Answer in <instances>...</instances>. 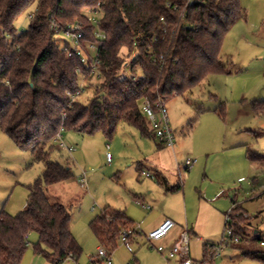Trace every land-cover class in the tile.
Masks as SVG:
<instances>
[{
	"label": "trees",
	"instance_id": "1",
	"mask_svg": "<svg viewBox=\"0 0 264 264\" xmlns=\"http://www.w3.org/2000/svg\"><path fill=\"white\" fill-rule=\"evenodd\" d=\"M33 5L29 28L18 32V17ZM88 13L99 15V23L89 21ZM245 17L240 0H197L192 5L188 0H0V130L44 164L42 176L29 188L25 209L0 211V264H21L31 232L38 234L34 251L50 264L78 259L82 253L68 207L48 195L49 187L73 177L69 163L50 156L61 128L111 137L124 122L165 147L150 129L143 100L161 97L168 102L210 74L234 73L221 51L227 33ZM77 21L86 23L84 39L99 43V78L88 75L80 56H68L57 36V28ZM96 29L105 34L103 39ZM82 74L95 85L93 95L69 106V93L79 88ZM252 104L264 113V101ZM249 156L261 157L250 149ZM160 182L168 190L181 188L162 178ZM241 211L238 205L233 209V221L243 220ZM90 227L99 244L110 250L123 233L131 231L129 241L140 235L135 221L120 209L103 210ZM234 229L244 234L242 225L235 223ZM211 248L216 246L206 243L202 264L212 262ZM243 254L264 264V250L243 248Z\"/></svg>",
	"mask_w": 264,
	"mask_h": 264
},
{
	"label": "rangeland",
	"instance_id": "2",
	"mask_svg": "<svg viewBox=\"0 0 264 264\" xmlns=\"http://www.w3.org/2000/svg\"><path fill=\"white\" fill-rule=\"evenodd\" d=\"M240 2L246 17L227 33L221 51L226 66L234 73L210 74L192 91L166 103L175 135L174 149L158 146L156 139L124 122L111 137L101 131L86 134L65 129L63 140L72 150L61 148L58 140L52 141L51 158L69 163L73 177L49 187L48 195L52 202L68 207L72 232L82 247L77 260L63 264H108L88 257L89 253L96 255L102 246L90 221L105 209L126 211L140 232L127 243L120 239L114 250L105 247L114 264H168L156 247H168L180 232V225L186 223L191 230L190 256L195 261L204 260L209 243L219 253L212 257L211 248L212 262L208 264H262L244 255L243 248L264 250L258 240L264 239V113H257L252 104L264 101V0ZM35 8L31 6L18 17V32L29 28ZM87 16L94 24L99 20L95 13ZM57 36L60 42L64 39L61 33ZM87 84L81 98L85 102L95 87L89 80ZM249 149L261 157L250 158ZM108 152L111 161L107 160ZM188 159L196 160L191 170L185 167ZM43 170L42 162L35 161L30 151L21 149L0 130V211L16 214L23 210L29 188ZM142 170L151 176H144ZM157 170L167 176L169 186L179 182L181 188L166 190L159 184ZM83 175L84 185L79 180ZM234 198L249 208L248 212L239 205L243 220L238 222L244 234L238 244L224 240L226 214ZM142 203L152 209L145 211ZM161 218L164 220L160 224L166 219L179 224L153 245L147 235L159 226L152 227ZM37 239L36 232L29 234L30 247L21 264H50L34 254ZM172 263L179 264L178 257Z\"/></svg>",
	"mask_w": 264,
	"mask_h": 264
},
{
	"label": "built area",
	"instance_id": "3",
	"mask_svg": "<svg viewBox=\"0 0 264 264\" xmlns=\"http://www.w3.org/2000/svg\"><path fill=\"white\" fill-rule=\"evenodd\" d=\"M197 0H188V4L192 5ZM89 21H94L91 17L88 18ZM94 23V22H93ZM95 23H99V21H95ZM86 23L84 21H77L71 25H69L66 29L57 28L58 34L61 33L64 35V39L61 40L63 48L67 52L68 56H80L82 61L88 65L89 76H93L96 78L101 77V60L99 58V43L88 41L85 38L86 36ZM99 38L103 39L105 34L102 33L99 29H96L94 32ZM156 40V39H155ZM92 50L96 51L95 54H92ZM92 61H89V60ZM156 61H159L158 58H155ZM80 81L79 88L73 92L69 93V106H72L74 102L80 101L83 95L87 90V78L84 74ZM2 80L0 79V82ZM166 101L163 98H158L155 101L150 100V98H145L142 102L141 108L143 113L149 120L150 129L156 134L158 140L165 145V147H174L175 144V135L170 127V119L168 114V109L166 106ZM63 118H66V112L63 113ZM63 131L64 128H61L58 133L56 140L59 141V145L61 148H68L72 150L73 148L69 146L63 140ZM107 160L111 161V153H107ZM196 160L188 159L186 161V169L191 170L195 164ZM144 176H151L148 171H142ZM154 178V176H152ZM82 185L86 183L85 176H81L79 178ZM237 206L236 202H233V206L230 211L226 214V232L225 239L231 243H239L241 242L242 236L238 235L235 232L234 225L238 223V220L232 219L233 209ZM176 226L175 221L172 219H166L162 224H160L157 228L152 230L148 235V240L153 244L155 242L161 241L165 238L172 229ZM130 230L123 233L121 239L127 243L129 241ZM264 245V242L261 243ZM154 245V244H153ZM157 250L166 257L168 264H173L172 260L174 258L179 259V264H202L201 261H195L190 256V229L188 227H182L180 232L178 233V237L174 240L168 247H164L159 245L156 247ZM221 249V248H220ZM219 253V249L214 250L212 256ZM89 259L101 262L104 260L108 262V264H114L112 260L111 253L105 249L104 246H100L98 249V253L93 255L91 253L88 254Z\"/></svg>",
	"mask_w": 264,
	"mask_h": 264
},
{
	"label": "crops",
	"instance_id": "4",
	"mask_svg": "<svg viewBox=\"0 0 264 264\" xmlns=\"http://www.w3.org/2000/svg\"><path fill=\"white\" fill-rule=\"evenodd\" d=\"M159 146V145H158ZM162 148H171V149H174V147H162ZM139 168H142V165L141 164H139ZM185 167H186V162H185ZM142 171H144V170H142ZM157 174H159V176L166 182V184L168 185V178H167V176L166 175H164L163 174V172H160V170H157ZM159 177V178H160ZM159 184H162L161 182L159 183ZM179 185H181L179 182H176V184H174V185H172V186H179ZM169 186V185H168ZM172 186H170V187H172ZM164 187H165V185H164ZM165 189L166 190H168L166 187H165ZM180 189V188H179ZM178 190V189H177ZM168 191H176V190H168ZM219 193V192H218ZM217 193V194H218ZM233 202H236L237 203V205L239 206L240 204H242V206H243V208L245 209V210H247L248 211V207H247V204H245V203H241V202H237L236 201V199L234 198L233 199ZM232 202V203H233ZM137 203L140 205V201H137ZM27 205V204H26ZM26 207V206H25ZM141 207L145 210V211H147L148 209H152V207H150L149 205H146V204H144V203H142V205H141ZM25 209V208H24ZM21 211V210H20ZM126 212V211H125ZM249 212V211H248ZM126 214L129 216V217H131L127 212H126ZM133 220H134V218L133 217H131ZM166 218H168V217H166ZM164 219L163 218H161L160 220H158L154 225H152V227H155V226H158V225H160V223L163 221ZM173 221H175V220H173ZM175 223H176V226L179 224V223H177L176 221H175ZM188 227L187 226V223L186 224H181L180 225V229L182 228V227ZM190 232H191V230H190ZM192 232L193 233H197L196 232V230H194V229H192ZM255 232L256 233H258L259 232V229H255ZM178 233H176L174 236H173V241L174 240H176V238L178 237V235H177ZM38 235V234H37ZM38 240V239H37ZM30 247V246H29ZM33 250H34V248H33ZM34 254L35 255H37V253L34 251ZM38 255H41V254H38ZM41 256H43V255H41ZM44 257V256H43ZM45 258V257H44ZM45 260L47 261V259L45 258ZM69 260H77V259H74V258H71V259H69ZM69 260H67V261H69ZM48 262V261H47ZM22 263V262H21ZM31 264V263H30Z\"/></svg>",
	"mask_w": 264,
	"mask_h": 264
}]
</instances>
